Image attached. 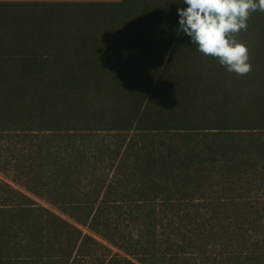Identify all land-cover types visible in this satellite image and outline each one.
<instances>
[{
  "label": "trees",
  "instance_id": "16d2710c",
  "mask_svg": "<svg viewBox=\"0 0 264 264\" xmlns=\"http://www.w3.org/2000/svg\"><path fill=\"white\" fill-rule=\"evenodd\" d=\"M181 3L0 0V264H264V12L239 75Z\"/></svg>",
  "mask_w": 264,
  "mask_h": 264
},
{
  "label": "clouds",
  "instance_id": "9594fccd",
  "mask_svg": "<svg viewBox=\"0 0 264 264\" xmlns=\"http://www.w3.org/2000/svg\"><path fill=\"white\" fill-rule=\"evenodd\" d=\"M181 4L177 28L195 50L218 58L229 72L247 74L251 70L248 47L234 34L247 30L252 12H264V0H182Z\"/></svg>",
  "mask_w": 264,
  "mask_h": 264
},
{
  "label": "rangeland",
  "instance_id": "374dc122",
  "mask_svg": "<svg viewBox=\"0 0 264 264\" xmlns=\"http://www.w3.org/2000/svg\"><path fill=\"white\" fill-rule=\"evenodd\" d=\"M0 177H1L2 179H4L5 181L9 182V183H10L11 185H13L14 187H17V188H19L20 190H23L24 192H26L22 186L17 185V184L14 183V182H11V181H10V178H9L6 174H4L3 172H0ZM34 199H36V201H37L38 203L46 205L49 209L53 210L54 212H56L57 214L61 215L62 217L67 218L66 216H64L63 214H61L59 211H57V209H55V208H53L52 206L46 204L44 201H41V200H39V199H37V198H35V197H34ZM115 250H116V249H115Z\"/></svg>",
  "mask_w": 264,
  "mask_h": 264
}]
</instances>
